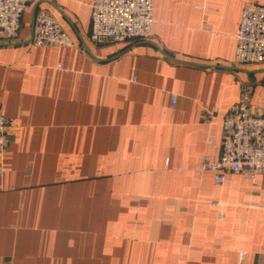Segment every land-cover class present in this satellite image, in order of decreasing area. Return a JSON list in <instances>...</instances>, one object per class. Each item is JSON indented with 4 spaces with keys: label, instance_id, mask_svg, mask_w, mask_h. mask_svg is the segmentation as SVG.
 Masks as SVG:
<instances>
[{
    "label": "crops",
    "instance_id": "crops-1",
    "mask_svg": "<svg viewBox=\"0 0 264 264\" xmlns=\"http://www.w3.org/2000/svg\"><path fill=\"white\" fill-rule=\"evenodd\" d=\"M247 1L154 0L150 39L100 44L92 0L29 1L0 39V264H264V173L202 168L243 82L264 111V62L235 61ZM41 9L74 46L33 45Z\"/></svg>",
    "mask_w": 264,
    "mask_h": 264
},
{
    "label": "built area",
    "instance_id": "built-area-1",
    "mask_svg": "<svg viewBox=\"0 0 264 264\" xmlns=\"http://www.w3.org/2000/svg\"><path fill=\"white\" fill-rule=\"evenodd\" d=\"M30 0H0V39L11 43L18 39L21 21ZM94 43H120L153 36L154 0H92ZM235 61L240 65L264 62V1L248 0L243 8L237 34ZM33 45L74 46L70 33L56 16L41 9L35 17ZM252 86L241 84L240 98L231 106L223 122L222 151L219 159H206L203 169L215 173L223 183L226 175L241 173L254 179L264 173V111L251 108ZM177 94L172 95L175 106ZM10 118L0 107V153L8 147L7 128ZM245 254V253H243Z\"/></svg>",
    "mask_w": 264,
    "mask_h": 264
}]
</instances>
